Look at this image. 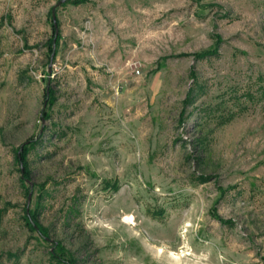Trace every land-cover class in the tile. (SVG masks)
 <instances>
[{"label":"rangeland","instance_id":"obj_1","mask_svg":"<svg viewBox=\"0 0 264 264\" xmlns=\"http://www.w3.org/2000/svg\"><path fill=\"white\" fill-rule=\"evenodd\" d=\"M59 1L0 0V264H264V0Z\"/></svg>","mask_w":264,"mask_h":264},{"label":"trees","instance_id":"obj_2","mask_svg":"<svg viewBox=\"0 0 264 264\" xmlns=\"http://www.w3.org/2000/svg\"><path fill=\"white\" fill-rule=\"evenodd\" d=\"M67 2V1H66ZM54 42H56V41H54ZM55 43H53V45H54ZM53 48V47H52ZM54 50V49H53ZM50 95L52 94V90H50V93H49ZM46 97H48V92H46ZM51 98V97H50ZM49 98V101H51V99ZM48 99V98H47ZM34 142V140H31L29 143H25L24 144V148H23V154H22V159H23V162H24V166H25V172L26 173H28V168H27V159H26V156H25V151H26V153L29 151V149H28V145H31V144H34L33 143ZM25 174V173H24ZM31 215V217H34L32 214H30ZM30 215L28 214V216H27V220H28V223L30 224V227H31V229H33V230H35V231H37L42 237H45V239H47L46 237H47V231H46V229L42 226V225H40L34 218H33V220H31L30 219ZM59 245V247L61 248V245L60 244H58ZM64 256H56V255H53V258H55V259H58L59 261H63L64 263H67V264H72V262H69V261H66L64 258H63Z\"/></svg>","mask_w":264,"mask_h":264},{"label":"water","instance_id":"obj_3","mask_svg":"<svg viewBox=\"0 0 264 264\" xmlns=\"http://www.w3.org/2000/svg\"><path fill=\"white\" fill-rule=\"evenodd\" d=\"M64 1H66V0H60L59 2H58V4L57 5H59V4H61L62 2H64ZM57 5H55L54 7H53V9H52V16H53V20H54V25L57 27V19H56V7H57ZM58 32V30L56 31V33ZM31 186H32V184H31Z\"/></svg>","mask_w":264,"mask_h":264},{"label":"bare ground","instance_id":"obj_4","mask_svg":"<svg viewBox=\"0 0 264 264\" xmlns=\"http://www.w3.org/2000/svg\"><path fill=\"white\" fill-rule=\"evenodd\" d=\"M130 218V217H129ZM129 218H127L129 220Z\"/></svg>","mask_w":264,"mask_h":264}]
</instances>
